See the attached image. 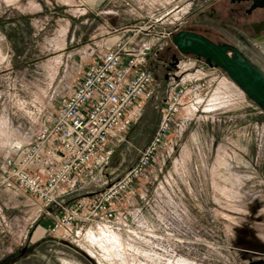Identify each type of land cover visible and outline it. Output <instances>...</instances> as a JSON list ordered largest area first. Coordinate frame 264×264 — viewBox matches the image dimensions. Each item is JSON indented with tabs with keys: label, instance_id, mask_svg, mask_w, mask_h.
Masks as SVG:
<instances>
[{
	"label": "rangeland",
	"instance_id": "rangeland-1",
	"mask_svg": "<svg viewBox=\"0 0 264 264\" xmlns=\"http://www.w3.org/2000/svg\"><path fill=\"white\" fill-rule=\"evenodd\" d=\"M204 2L0 0V264L264 259V112L222 69L196 55L182 59L176 81L165 84L159 72L143 115L109 140L100 160L68 195L65 202L71 205L120 178L151 141L168 91L181 80L207 82L208 90L198 96L204 101L185 104L168 145L134 184L121 219L86 227L78 246L50 238L48 229L60 211L43 208L1 170L13 142L31 143L40 123L54 121L67 86L81 79L105 44L122 39L134 46L171 45L176 28L194 10L204 9ZM255 43L254 58L264 66V41ZM244 244L263 251H244Z\"/></svg>",
	"mask_w": 264,
	"mask_h": 264
},
{
	"label": "built area",
	"instance_id": "built-area-1",
	"mask_svg": "<svg viewBox=\"0 0 264 264\" xmlns=\"http://www.w3.org/2000/svg\"><path fill=\"white\" fill-rule=\"evenodd\" d=\"M150 48L147 42L134 46L119 39L113 48L102 49L81 79L67 86L54 121L40 123L31 143L13 142L1 163L6 180H13L43 208L60 211L48 229V236L57 242L78 246L86 227L121 219L134 184L158 150L168 145L185 104L204 101L198 97L209 88L203 78L181 80L168 91L157 129L137 162L105 188L67 205L68 195L100 160L109 140L129 130L143 115L155 81L145 66Z\"/></svg>",
	"mask_w": 264,
	"mask_h": 264
},
{
	"label": "flooded vegetation",
	"instance_id": "flooded-vegetation-1",
	"mask_svg": "<svg viewBox=\"0 0 264 264\" xmlns=\"http://www.w3.org/2000/svg\"><path fill=\"white\" fill-rule=\"evenodd\" d=\"M202 6L204 9L194 10L176 32L191 31L216 44L233 47L264 69L263 64L254 58L257 53L255 42L264 41V0H205ZM232 52L228 51L230 55ZM145 56L154 80L158 79L159 72H163V82L169 84L179 78L180 65L186 55L175 44L167 43L150 48ZM26 251L27 248H23L21 253Z\"/></svg>",
	"mask_w": 264,
	"mask_h": 264
},
{
	"label": "water",
	"instance_id": "water-1",
	"mask_svg": "<svg viewBox=\"0 0 264 264\" xmlns=\"http://www.w3.org/2000/svg\"><path fill=\"white\" fill-rule=\"evenodd\" d=\"M172 42L182 54L196 55L211 66L222 69L228 77L264 112V70L252 63L237 49L216 44L206 37L180 30L172 34ZM233 51L230 55L228 51ZM149 51V50H148ZM52 208H49L51 210ZM245 251L261 252L256 245H242ZM247 264H264V259Z\"/></svg>",
	"mask_w": 264,
	"mask_h": 264
},
{
	"label": "crops",
	"instance_id": "crops-1",
	"mask_svg": "<svg viewBox=\"0 0 264 264\" xmlns=\"http://www.w3.org/2000/svg\"><path fill=\"white\" fill-rule=\"evenodd\" d=\"M115 43H116V42H115ZM115 43L112 44V45H109V46H108V44H105V45H104L105 48H103V49L113 48V46L115 45ZM229 98H230V97H229ZM229 98H228V97H225V99H228V102H229L230 104H232V100H230L231 98H230V99H229ZM229 103H228V104H229ZM110 140L113 141V138H111Z\"/></svg>",
	"mask_w": 264,
	"mask_h": 264
},
{
	"label": "trees",
	"instance_id": "trees-1",
	"mask_svg": "<svg viewBox=\"0 0 264 264\" xmlns=\"http://www.w3.org/2000/svg\"><path fill=\"white\" fill-rule=\"evenodd\" d=\"M160 110V109H159Z\"/></svg>",
	"mask_w": 264,
	"mask_h": 264
}]
</instances>
